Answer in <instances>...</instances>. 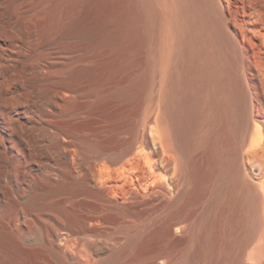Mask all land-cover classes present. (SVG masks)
I'll use <instances>...</instances> for the list:
<instances>
[{
	"label": "bare ground",
	"instance_id": "1",
	"mask_svg": "<svg viewBox=\"0 0 264 264\" xmlns=\"http://www.w3.org/2000/svg\"><path fill=\"white\" fill-rule=\"evenodd\" d=\"M260 97L264 0H0L7 164L26 171L45 136L53 174L85 158L73 193L92 220L149 213L150 237L124 247L135 264L146 246L149 264H264V225H245L264 180L242 153Z\"/></svg>",
	"mask_w": 264,
	"mask_h": 264
},
{
	"label": "rangeland",
	"instance_id": "2",
	"mask_svg": "<svg viewBox=\"0 0 264 264\" xmlns=\"http://www.w3.org/2000/svg\"><path fill=\"white\" fill-rule=\"evenodd\" d=\"M253 114L262 124V136L256 135L253 143L249 136L242 153L248 171L259 181L264 180V115L255 104ZM45 137L42 144L36 143L37 154L26 171L17 158L13 167L7 164L8 156H15L12 142L0 143V264H135L137 249L124 247L137 233L150 237L154 225L149 213L122 218L106 212L103 220H92L98 206L86 194L73 193L75 184L87 183L86 159L53 174L54 160L41 152L49 140ZM33 196L36 200L28 203ZM245 225H264V203L260 221ZM261 232L257 229L255 242L264 239ZM152 253L153 247L144 248V264L150 263Z\"/></svg>",
	"mask_w": 264,
	"mask_h": 264
}]
</instances>
